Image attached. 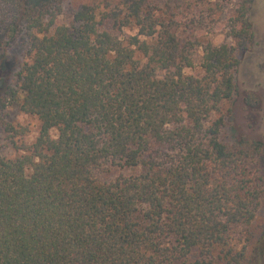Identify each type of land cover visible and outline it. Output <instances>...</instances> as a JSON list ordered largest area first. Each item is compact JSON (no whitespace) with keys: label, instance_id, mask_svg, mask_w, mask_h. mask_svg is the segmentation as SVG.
Masks as SVG:
<instances>
[{"label":"trees","instance_id":"trees-1","mask_svg":"<svg viewBox=\"0 0 264 264\" xmlns=\"http://www.w3.org/2000/svg\"><path fill=\"white\" fill-rule=\"evenodd\" d=\"M65 1L0 0V62L23 50L0 128L23 135L11 106L41 124L0 155V264H244L264 197V145L233 115L245 3Z\"/></svg>","mask_w":264,"mask_h":264},{"label":"rangeland","instance_id":"rangeland-1","mask_svg":"<svg viewBox=\"0 0 264 264\" xmlns=\"http://www.w3.org/2000/svg\"><path fill=\"white\" fill-rule=\"evenodd\" d=\"M167 0H152L154 4L162 5ZM178 1V0H177ZM220 5L226 4L224 1L216 0ZM227 1V0H226ZM90 0H67L68 4H87ZM233 7L245 3L247 7V18L252 24L254 31V43L250 50L239 56L240 64L236 73L237 93L233 102L234 124L237 134L245 138L259 141L264 145V0H230ZM176 3V2H175ZM231 5V6H232ZM229 14L227 12L216 15L218 20L215 34H208L207 37L215 44L229 42L225 33L228 31L227 25ZM23 50L13 48L7 63L0 62V90L2 86L10 82L13 70L22 58ZM201 49H198L194 57L196 66L193 69H185L186 75L201 76L202 72L198 67ZM6 120L19 131H24L23 135L10 138L11 133H7L0 128V155L6 158H16L24 154V147L31 146L40 131V121L37 117L25 114L12 106L5 111ZM54 139L58 137V131L51 132ZM261 176L264 178V154L258 157V165ZM118 175L117 171L102 172L99 174L101 181H109ZM253 232L255 234L254 245L248 250L244 264H264V197L253 222ZM253 243V242H252Z\"/></svg>","mask_w":264,"mask_h":264}]
</instances>
